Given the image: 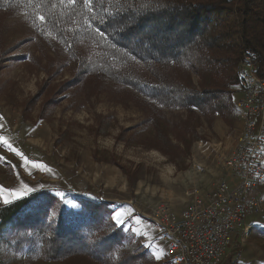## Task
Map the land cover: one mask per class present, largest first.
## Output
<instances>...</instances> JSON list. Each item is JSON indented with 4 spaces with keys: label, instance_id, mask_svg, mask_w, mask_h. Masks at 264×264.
Wrapping results in <instances>:
<instances>
[{
    "label": "rangeland",
    "instance_id": "obj_1",
    "mask_svg": "<svg viewBox=\"0 0 264 264\" xmlns=\"http://www.w3.org/2000/svg\"><path fill=\"white\" fill-rule=\"evenodd\" d=\"M1 23L0 207L8 204L5 199H19L17 194L21 198L43 191L73 217L82 209V199L106 202L117 211L120 217H111L124 231L137 233L124 226L136 217L145 225L144 233H156L151 217L161 204L178 212L191 191L207 193L222 180L238 183L222 165L243 131L235 107L237 66L234 80L222 81L230 96L222 110L189 114L163 108L169 140L179 147L176 155L158 146L153 127L141 123L142 108L122 98L109 81L63 86L72 80V63L52 35L35 31L22 11L5 15ZM190 76L197 86L198 74ZM50 99L53 104L43 106ZM260 200L252 214L264 222V195ZM262 231L256 227L247 236L237 232L226 250L227 264H264ZM164 264L172 263L166 257Z\"/></svg>",
    "mask_w": 264,
    "mask_h": 264
},
{
    "label": "trees",
    "instance_id": "obj_2",
    "mask_svg": "<svg viewBox=\"0 0 264 264\" xmlns=\"http://www.w3.org/2000/svg\"><path fill=\"white\" fill-rule=\"evenodd\" d=\"M16 11L64 50L73 77L63 86L109 81L142 108L141 123L153 127L158 146L176 155L163 108L222 110L230 100L222 81L234 80L246 50L264 75V0H0V31ZM80 204L73 217L40 191L0 207V264H164L113 221L108 203Z\"/></svg>",
    "mask_w": 264,
    "mask_h": 264
},
{
    "label": "built area",
    "instance_id": "obj_3",
    "mask_svg": "<svg viewBox=\"0 0 264 264\" xmlns=\"http://www.w3.org/2000/svg\"><path fill=\"white\" fill-rule=\"evenodd\" d=\"M235 107L243 123L230 154L222 165L238 183L219 181L211 191L187 195V205L175 212L161 204L152 222L166 243L172 264H227L225 254L232 237L247 236V217L261 207L251 192L264 186V75L258 73L254 52L246 50L237 66Z\"/></svg>",
    "mask_w": 264,
    "mask_h": 264
},
{
    "label": "crops",
    "instance_id": "obj_4",
    "mask_svg": "<svg viewBox=\"0 0 264 264\" xmlns=\"http://www.w3.org/2000/svg\"><path fill=\"white\" fill-rule=\"evenodd\" d=\"M263 187L264 186H259V187L255 188L251 192V196L258 199V200H260V198L262 199V196L264 195V188ZM183 199H184V197H183ZM113 212H112V214L114 217V216H116L115 213L117 211H115L114 213ZM116 217H120V216H116ZM137 217L141 218L140 216H137ZM120 222H122V221H120ZM125 225H126L127 229H128V227H131L132 230H133V228L136 230L135 232H137V233H133V234L135 235V237H137L139 239L141 244L148 249L149 253L152 255V257L154 258L155 261L164 263V261L166 259V250H167L166 249V243L161 238V234L158 233V231H156V233H144L145 231H147V229H146L145 225L140 221V219H137L136 217H134L132 221L130 220L129 222H126L124 224V226ZM246 225L251 226V232L250 233H252V231L256 227L264 228V222L259 220L257 218V215H255V214H250L247 217Z\"/></svg>",
    "mask_w": 264,
    "mask_h": 264
},
{
    "label": "snow or ice",
    "instance_id": "obj_5",
    "mask_svg": "<svg viewBox=\"0 0 264 264\" xmlns=\"http://www.w3.org/2000/svg\"><path fill=\"white\" fill-rule=\"evenodd\" d=\"M41 19H43V17H41ZM100 35L103 36V33H100ZM2 139H3V138H0V140H2ZM9 147H11V145H9ZM20 195H21V194H17V198H20ZM58 195H61V194L58 193ZM4 202H5V203H9V200L5 199Z\"/></svg>",
    "mask_w": 264,
    "mask_h": 264
}]
</instances>
